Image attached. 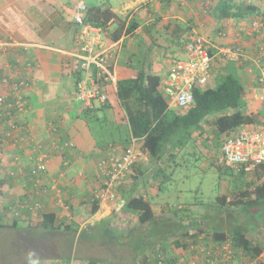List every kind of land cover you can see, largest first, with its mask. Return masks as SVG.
Wrapping results in <instances>:
<instances>
[{"label": "crops", "instance_id": "0c3cea01", "mask_svg": "<svg viewBox=\"0 0 264 264\" xmlns=\"http://www.w3.org/2000/svg\"><path fill=\"white\" fill-rule=\"evenodd\" d=\"M67 1L66 4L63 0H0V75L2 81L8 85L17 81L19 75L28 82L25 89V110L21 114V119L31 130L33 138L30 141H35L44 148L55 137L56 132L61 138L71 139L75 143L73 150L51 153L46 173L39 174L38 183L37 178L31 177L28 173L36 158L37 150L33 148L35 144L25 145L23 150L15 152V149L7 144L9 142L2 138L3 148L8 147L13 154L19 155L16 161L9 159L11 156L8 155L5 162L3 161V166L8 168L7 178L14 179L12 186L14 189L11 191L15 196L11 197L15 199L14 205L19 202L22 193L26 192V196L31 193L42 208L54 210L59 219L73 216V221L78 223V231L74 235V238H77L74 251L79 260L96 258L108 264L111 259L121 260L119 253H110L111 250L106 249L108 246L103 243L105 241L103 239L78 241L81 233H89L103 226L111 231V225L120 224L138 228L144 236L148 227L160 228L159 233L163 232L165 235L160 236L157 233L152 240L163 242L166 248L162 251L164 257L176 264H186V260L190 258L183 249L187 248V242L191 239L180 235L182 233L179 230L180 222L187 224L188 233L195 232V226H202L203 235L199 234L198 241L204 242L206 246L212 244L210 232L224 231L227 234L228 229L231 230L238 225H243L246 234L264 246V222L256 224L250 220L246 222L244 220L248 217L247 214L243 220L234 221L235 224L215 226L207 225L199 216L202 212L198 210L194 215L178 217L179 220L174 221L175 209H171L165 202L173 191H167L166 195L160 196L159 199L160 188L152 191L150 196L144 190L151 180H158L157 185L160 187L159 182L168 181L171 175H174V171L159 181L161 175L157 176L155 172L159 165L156 166V162L149 159L138 143L136 144L142 155L135 165L138 171L142 170L143 173L137 179L130 174L127 175L123 183V196L121 194L118 196L119 202L99 203L98 209L89 216L87 214L85 216L79 210L72 215L69 208L71 203L72 206H83L80 201L92 197V193L99 185L101 180L98 181L97 160L106 155L110 148L108 145L102 149L105 143L96 140L88 122L91 121V116L96 118L95 121L106 120L108 116L106 107L117 101L112 91L108 94L112 103L108 101L106 106L97 103L95 107L97 110L85 115L84 106L75 99L73 91L75 80L74 76L70 77L69 71L71 67L74 68V56L81 54L77 40L78 26L72 22L73 7L78 0ZM220 2L221 0H102L95 4L108 6L114 13V17L109 19L104 27L102 26V30L103 43L111 55L115 79L135 76L137 67H133L130 73L123 72V58L130 61L129 56L135 54L140 59L139 67L159 74L162 79L171 62L184 57L185 42L194 35H201L211 44L210 53L213 58L210 80L217 73L228 72L235 75L243 86L245 111L254 114L259 125H264V15L220 17L217 11L214 12V8ZM92 3L94 2L91 1L86 6ZM240 3L256 6L260 13H264V0H231L228 6L231 7V11H235L236 5ZM121 22L123 27L119 35L118 30L111 35L117 23L121 25ZM219 46L240 48L241 54L237 60H229L218 53ZM124 47L128 48L130 54L128 57H123ZM7 87L1 86L3 89ZM101 112L105 115L100 116ZM112 144L116 151L120 152L122 145L118 142ZM218 170L228 177L226 193L219 196L233 193L242 187L244 182L264 183V175L257 178L255 170L246 175L223 167H219ZM49 182L53 189L45 186ZM133 192L143 194L146 199L148 197L154 199H148L156 218L154 224H139L137 212L121 205L122 200ZM217 201L220 202L218 196ZM228 209L240 211V208L222 205L221 208H215V211L221 214L217 218H225L222 211ZM254 210L264 211V206ZM19 215L22 216V220H28L29 215L34 216V213L29 210V214H23L19 210ZM38 217L39 214L35 217L36 220ZM233 225L235 226L231 227ZM63 226L62 224L61 229ZM63 236L64 233L61 232L57 238ZM99 241H102L101 244ZM153 247L144 251L150 262L151 255L156 252L153 251Z\"/></svg>", "mask_w": 264, "mask_h": 264}, {"label": "trees", "instance_id": "16d2710c", "mask_svg": "<svg viewBox=\"0 0 264 264\" xmlns=\"http://www.w3.org/2000/svg\"><path fill=\"white\" fill-rule=\"evenodd\" d=\"M228 2H231V0H221V2L214 8L215 10L213 9L214 12L217 11L220 17H244L245 15L255 14L264 15V13L259 12L256 6L244 3L237 4L236 10L231 11V7L228 6ZM112 17H114V13L110 10V8L101 4L92 3L87 7V11L85 12V22L91 23L94 26H100L101 28L102 26L104 27L106 22ZM119 25L120 24L117 23V26L111 32V35L117 30L119 35V31L123 27V22H121L120 26ZM92 72V78L98 83L102 91L107 95V98L108 94L113 91V94L115 96L114 98L117 101L116 103L124 111L127 120L128 132L126 137H123L122 139L120 138L119 140H112L109 143H105L102 141L101 142L110 144L109 149L114 147V145L112 144L114 142H118L122 145V148H126L128 145H130L131 140L133 139L135 143H138L141 150L143 152H146L148 157H150L153 162H156V166L159 165V167L155 170L157 176L163 175L164 172L161 168V163H165L168 165L169 161L172 160V156L175 154L174 152L169 151V144L173 141L182 146L183 141L187 138H190L195 130L200 132L201 123H203L207 119L214 117L212 120V124L214 125L215 131L218 136L226 132L236 131L241 125H259V121L257 120L256 116L245 111L243 102V86L239 82L238 78L232 73H221L220 81L214 86H211L209 84L205 88L194 89L193 102L191 106L187 110H184L182 113H180L177 112L175 108H171L168 106V101L165 98L164 93L159 89L161 77L157 73L148 71L143 67H139L135 76L124 77L122 79L116 78L115 82L113 83L105 73H101V75L97 77V67L92 66ZM1 78L2 77L0 75V86L7 87L8 84L4 83ZM17 78L19 80L25 81V78L21 75H19ZM74 80V84L78 83L80 80H82L81 75L78 74ZM1 90L3 91L4 89L2 88ZM109 98L107 100V104L108 101L109 103H112L110 102ZM78 102L82 103V106H85L83 102ZM104 104L101 105L103 106ZM95 107L97 106L95 105L93 108L84 107L85 115H87V113L89 114L93 112L94 110H97ZM8 111L10 112L11 110ZM10 113L12 114L13 112L11 111ZM6 117L7 115L3 117L2 114H0V153L1 150L3 151L2 147L4 145L1 144L3 142L2 138L9 142L7 144L15 149V152H19V149L23 150L25 145L35 144L33 145V148L37 150L36 155L40 151H45L48 154L50 153L49 150L45 147L43 148V146L36 143L35 141H30L32 139H28V137L26 136L27 134L22 126L27 125L31 136L32 133L28 124L21 119V115L18 117V121L21 122L19 123V125L21 126L20 130L15 132L13 137H10L9 134H7L9 129L8 124L3 121ZM91 120H96V118L94 116H91ZM50 128L52 129V126H50ZM10 142L12 145L10 144ZM105 144L104 146H102V149L107 148L108 145ZM74 148L75 143L73 142V146L70 147V149L73 150ZM8 149L10 148H5V150ZM17 156L19 155L12 154L9 159H14L16 161L18 160ZM3 161H5V156L0 157L1 172H3L4 170L6 171L7 169L2 165ZM142 173V170L138 171V168L135 164L132 166L129 172V174L132 175L134 179H137L138 176H140V174ZM254 173L257 178H261L264 175V164L256 166ZM7 177L6 179H4L0 174V227L19 228L22 225V223H20L22 221V216H20L19 214L15 215L17 207L14 205L12 198H9L8 195L10 189L13 186L14 180L8 179ZM99 180H101V175L98 170V181ZM26 181L28 182V178L26 179ZM116 190L121 195H123L122 185L116 187ZM249 193L251 194L250 197ZM231 194H223L221 196H218L220 202L222 203L221 205H229L235 208H240V211L243 212H250L264 205V183L255 184L253 181V183L251 184L248 182H244L242 187ZM233 194H235V196ZM227 197H230V199H228ZM8 198L9 200L7 201ZM27 199L28 197L26 196V192H23L22 197L19 200V204H24L23 206L19 207L20 212L23 214H29V210L27 207L28 205L25 204ZM80 204L83 206H72L71 203L69 208L70 211L72 210V215L76 210H79L80 212L82 210L88 216L93 214L99 207V200L91 199L90 196L88 199H83L82 201H80ZM121 205H124V207L131 211L137 212V221L139 224H153L156 220L149 200L146 199L141 193H131V195L125 197V199L122 200ZM41 208L42 207L40 206L37 210L39 211V217L37 218L38 222L36 223L38 227L49 232L61 231L64 233V235L68 234L74 237V235L78 231V223H75L73 221V216H70V218L66 216L67 218L61 220L54 210H46L42 208V211L40 212ZM62 224L64 226L61 229ZM179 227V230L182 232L180 233V235L183 234V236L191 239L190 242H194L197 237L203 235L204 228L200 225L194 227L196 231L192 235H189L188 233L189 227L187 226V224L184 225L182 224V222H180ZM101 228L105 232V234H107V232L109 233V235L113 234V232L109 231L108 228L106 229L104 226ZM134 229L135 230H132L130 233L139 231L138 228ZM228 230L229 231H227V234L224 231L210 232L211 240L222 241L228 238L231 247L235 252L236 250L240 249L243 255L254 260L258 258L259 260H261V263L259 264H264V246L260 242L252 238V236L247 235L243 225H238L237 227ZM97 232L98 231L95 232V236L97 237V239L90 238L89 241L101 240V238L97 236ZM84 234H86V232L81 233L80 237H84ZM109 235L106 236L111 238L112 236ZM142 236L144 238L143 233ZM143 238L139 240V242L134 247L131 246L132 252L129 257L128 264H132L134 262L153 264L158 260L163 261L164 263L176 264L175 262L169 261L164 257L162 253L163 247L161 246L160 242L155 240L153 241L152 239L146 240ZM112 239H115V237H112ZM99 242L101 244L102 241ZM103 243L105 244V241H103ZM124 243L125 242L120 243V245ZM152 246H154L153 251L156 252L151 255L152 262H150V259H148V256L144 254V251L148 248H150L149 250H151ZM180 246H182V244H180ZM74 248L75 244L71 248L68 255H63V257L67 256L66 261L54 260L51 264H101L103 262L96 258L79 260L75 256ZM110 253L118 252L113 248ZM21 264H27V262H23ZM102 264L108 263L105 262ZM109 264L121 263H113L112 261H109Z\"/></svg>", "mask_w": 264, "mask_h": 264}, {"label": "built area", "instance_id": "2783aa9c", "mask_svg": "<svg viewBox=\"0 0 264 264\" xmlns=\"http://www.w3.org/2000/svg\"><path fill=\"white\" fill-rule=\"evenodd\" d=\"M73 9L72 20L78 26V41L81 50V54L74 56V68L85 73L82 80L76 83L77 92L75 91L74 96L85 106L92 107V100L103 102L106 99V94L92 78V66L98 69L97 77L101 73H105L114 83L115 75L111 64V55L103 43L102 29L85 22L87 7L83 0H78ZM210 47L208 39L201 35H194L184 44V57L171 62L160 83V90L164 93L169 107H174L179 111L187 110L193 102V90L205 88L208 85L213 58ZM217 51L229 60H237L241 54L240 48L231 46H219ZM26 87H28V82L18 79L10 82L3 91L0 88V109H2L0 114L3 117L7 115L3 121L8 124L7 134L10 137H13L21 127L18 117L25 110L24 90ZM7 109L13 113L11 114V111L9 112ZM22 127L28 139H32L27 125ZM72 146L71 140L56 139L52 140L46 149L63 151ZM110 150L109 155L100 158L97 162L102 181L93 192V199H97L101 203L116 199V185L121 183L140 155L139 150L134 146V140L130 146L119 153L115 148ZM48 158L47 152L40 151L30 169L31 177L37 178L38 183L40 182L39 174L45 173L47 170ZM216 162L223 168L245 175L255 170L256 166L264 164V125H241L236 131L224 133L221 138L220 155ZM34 185L36 186L35 183ZM45 186L53 189L50 183ZM27 197L25 204L28 205V210L36 212L40 207L39 201L33 198L31 193ZM23 205L19 202L15 204L17 207L15 215L19 214V207ZM188 250L190 258L186 264H231L235 255L228 238L215 241L209 246H205L201 242L190 243ZM153 264L169 263L158 260Z\"/></svg>", "mask_w": 264, "mask_h": 264}, {"label": "rangeland", "instance_id": "374dc122", "mask_svg": "<svg viewBox=\"0 0 264 264\" xmlns=\"http://www.w3.org/2000/svg\"><path fill=\"white\" fill-rule=\"evenodd\" d=\"M63 1H65L66 4L68 3L67 0ZM83 1L87 5L91 3V1L94 3H100L102 0ZM123 49V57H128L130 55L128 48L124 47ZM129 57L130 61L123 58V72L130 73L133 67H137L136 70L139 68L138 65L140 63L138 60L140 59L138 55H130ZM69 74L71 78L74 76V79L78 74L82 77L85 75L84 71H78L73 67H71ZM219 81L220 73H217L216 76L211 79L210 85L214 86ZM73 91L77 92L76 84L75 87H73ZM106 109L108 113L106 120L101 119L99 122L91 120L88 122L89 129L92 131L93 136L96 140H100L105 143L126 137L128 132L127 120L122 108L117 103H113L112 106H107ZM183 111L181 110L179 112ZM99 115L103 116L105 113L101 112ZM213 118L214 117H211L201 123L200 132L195 130L190 138L183 141L182 146L173 141L169 144V151L174 152L175 154L172 156V160L169 161L168 165L161 163V168L164 171V176L171 171H174V175H171V178L168 181L163 180L166 182L160 181V179H163L164 177L161 175L159 177L160 187L157 185L158 180H151L146 184L144 190L150 196L152 191L160 188L161 191L160 194H158L159 199L160 196H165L167 191H173V194L170 195L169 199H166L165 202H167L171 209H175L176 218L173 219L174 221L179 220L177 219L178 217L194 215L195 211L198 210L202 212L199 216L203 218L207 225L215 226L217 224L223 225L226 223L235 224V222L243 220L247 215L248 217L244 220L246 222L248 220L251 222L254 221V224L264 222V211L261 210L243 212L237 209H228L222 211L225 218H217L220 217L221 214H218L215 211V208H221L222 206L217 201V196L222 193H226V188L228 187V177L224 176L223 173H220L221 171L218 170L219 167L216 160L220 155L221 142L220 136H218L215 131V127L212 124ZM12 154L13 152L11 149L5 150L3 148V151L1 150L0 157L5 156V158H7V155L11 156ZM0 174L4 179H6L7 171L4 170ZM12 189H14V187L10 189L8 194L9 197H15L13 196V192H11ZM118 196L121 195L117 191V199H120ZM148 199L151 200L153 198L148 197ZM81 212L84 213L82 210ZM35 217L36 216L29 215L30 219L22 220L20 222L22 225L19 228L0 227V264H21L23 262H27V264H51L54 260L66 261L67 256L63 257V255H68L71 248L74 244H76L75 241L77 238L68 234L61 238H57V236L60 237L61 231L49 232L38 227L36 225L38 221ZM196 217H198V215ZM170 223L174 224L173 221H170ZM111 226L113 234L110 236L115 237V239L107 237L102 228H97L96 230H92L91 232L84 234V237H80L78 241H85L90 238L97 239L95 232L98 231L97 236L106 241L105 245L108 246L106 249L112 250L113 247L114 250L119 253V256L122 257L119 261L111 259L110 262L121 263L124 260V262L128 264L129 257L132 252L131 246L134 247L139 240L143 238L141 230L130 233L132 230H135L132 226H124L123 224ZM234 226L235 225L231 227ZM152 227L150 226L147 228L146 235L143 239L150 240L160 232V228L157 229ZM159 234L160 236L165 235L163 232ZM177 240L178 239H175V241ZM123 242L125 243L120 245V243ZM163 245V242H161V246L163 247V250H165L166 248H164ZM186 249H189L188 244ZM186 249L183 250L188 253ZM135 263L136 262L132 264ZM259 263H261V260H250L247 256L242 254L240 249L236 250L231 262V264Z\"/></svg>", "mask_w": 264, "mask_h": 264}, {"label": "clouds", "instance_id": "9594fccd", "mask_svg": "<svg viewBox=\"0 0 264 264\" xmlns=\"http://www.w3.org/2000/svg\"><path fill=\"white\" fill-rule=\"evenodd\" d=\"M85 5H86V4H85ZM86 7H88V6H86ZM86 11H87V10H86ZM73 13H74V9H73ZM72 15H73V14H72ZM72 22H73V20H72ZM73 23H74V22H73ZM99 27H100V26H99ZM100 28H101V27H100ZM101 29H102V28H101ZM102 31H103V30H102ZM180 59H182V58H180ZM111 64H112V63H111ZM112 69H113V67H112ZM211 69H212V61H211V67H210V78H211ZM113 73H114V72H113ZM81 77H82V76H81ZM162 78H163V77H162ZM210 78H209L208 85L210 84V81H211ZM25 80H26V79H25ZM161 80H162V79H161ZM26 81H27V80H26ZM208 85H207V86H208ZM8 86H9V85H8ZM26 88H27V87H26ZM26 88H25V89H26ZM4 89H6V88H4ZM159 89H160V88H159ZM74 93H75V91H74ZM24 98H25V90H24ZM107 100H108L107 95H106V99H105L103 102H98L97 100H92V107H90V108H93L97 103H99L100 105L105 103L104 105H106ZM84 107H87V106H84ZM171 108H174V107H171ZM175 109H176V108H175ZM176 110H177V109H176ZM177 112H179V111H177ZM180 113H182V112H180ZM223 134H224V133H223ZM223 134H222V135H223ZM221 138H222V136H220V142H221ZM56 139H59L60 141L71 140V139H63V138H61L59 135H56V132H55V137H54L52 140H56ZM52 140H51V141H52ZM51 141H50V142H51ZM71 141H72V140H71ZM132 141H133V139L131 140L130 145L132 144ZM72 142H73V141H72ZM49 144H50V143H48V145H49ZM48 145H47L45 148H47ZM106 145H110V144H106ZM130 145H128V146H130ZM134 146H135V148H136L137 150H139L138 147H137L138 145L135 143V141H134ZM113 148H115V147H113ZM67 150H70V148L67 149ZM67 150H63V151L66 152ZM108 150L111 151L110 149H108ZM115 150H116V148H115ZM122 150H124V148H122L120 151H122ZM55 151H58V150H55ZM49 152H50V153H49L50 155H49L48 161L50 160L51 153L54 152V149H53V151H52V150H49ZM116 152H117V151H116ZM139 152H140L139 157H141V155H142L141 150H139ZM117 153H119V152H117ZM37 155H38V154H37ZM37 155H36V157H37ZM107 155H109V152H108L106 155H104V156H102V157H100V158L106 157ZM100 158H99V159H100ZM99 159L97 160V162L99 161ZM137 160H138V159H137ZM137 160H136V162H137ZM136 162H134V164H135ZM47 163H48V162H47ZM134 164H133V165H134ZM133 165H132V166H133ZM218 167L221 168V166H219V165H218ZM131 168H132V167H131ZM30 169H31V168H30ZM97 169H98V168H97ZM225 169H227V168H225ZM129 172H130V170H129ZM129 172H128V173L126 174V176L123 178V180L121 181V183H119L118 185H116V187H119V185H122V184L124 183V181H125L127 175L129 174ZM45 173H46V172H45ZM45 173H43V174H45ZM29 174H30V170H29ZM101 181H102V178H101ZM101 181H100V183H101ZM49 183H50V182H49ZM49 183H47V184H49ZM100 183H99V184H100ZM97 187H98V186H97ZM116 187H115L116 199H115L114 201L119 202L120 199H117V190H116ZM96 189H97V188H96ZM96 189H95V190H96ZM95 190H94V191H95ZM9 198H10V197H9ZM9 198L7 199V201L9 200ZM91 199H93V193H92V197H91ZM12 201H13V203H15V199H12ZM99 203H101V202H99ZM32 213H34V216H37V215L39 214V211L32 212ZM193 233H194V232H192V233L190 232L189 235H192ZM199 239H200V238H199ZM211 241H212V240H211ZM199 242H200V241H198V237H197V239H196L194 242H190V241H189L188 243L190 244V243H199ZM213 242H215V241H212V243H213ZM201 243L203 244L204 242H201ZM204 245H205V243H204ZM209 245H210V244H209ZM209 245H208V246H209ZM205 246H206V245H205ZM186 251H187L188 254L190 255L189 250L187 249ZM187 261H188V260H187ZM187 261H186V262H187Z\"/></svg>", "mask_w": 264, "mask_h": 264}]
</instances>
